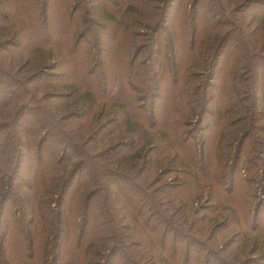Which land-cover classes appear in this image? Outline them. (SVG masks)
I'll return each mask as SVG.
<instances>
[{"label": "trees", "instance_id": "1", "mask_svg": "<svg viewBox=\"0 0 264 264\" xmlns=\"http://www.w3.org/2000/svg\"><path fill=\"white\" fill-rule=\"evenodd\" d=\"M0 264H264V0H0Z\"/></svg>", "mask_w": 264, "mask_h": 264}, {"label": "rangeland", "instance_id": "2", "mask_svg": "<svg viewBox=\"0 0 264 264\" xmlns=\"http://www.w3.org/2000/svg\"><path fill=\"white\" fill-rule=\"evenodd\" d=\"M227 29L229 28V26L226 27Z\"/></svg>", "mask_w": 264, "mask_h": 264}]
</instances>
